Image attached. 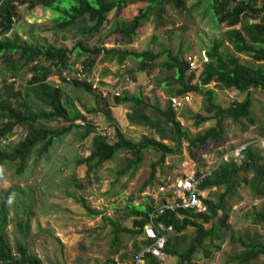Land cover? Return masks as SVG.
Instances as JSON below:
<instances>
[{
    "label": "trees",
    "instance_id": "obj_1",
    "mask_svg": "<svg viewBox=\"0 0 264 264\" xmlns=\"http://www.w3.org/2000/svg\"><path fill=\"white\" fill-rule=\"evenodd\" d=\"M192 1L0 0V62L4 61L6 71L11 77H15L22 68H31L32 71L26 90L21 92L13 88L12 83H1L2 78H7L6 73L0 70V140L7 145L5 150L0 149V176L10 168L14 169L15 175H23L33 156L39 161L50 153L61 136L72 130H81V139L92 133L93 126L86 122V118L74 109L70 111L64 103L62 89L47 81L49 77L58 75L63 83L69 82L74 89L106 100L102 99L100 91L104 86L94 88L91 82L78 79L67 81L61 76L65 69L73 67L69 62L74 53L77 54L78 60L81 59L84 76L91 80L97 59L102 64L114 63L120 69L129 61L135 63V69L125 71L133 81H136L137 74L147 80L155 70H159L165 76L162 80H155L156 86L162 88L167 97L164 105L155 96L150 98L139 93L131 96L124 92L120 96L111 97L116 105H129V124L146 128L149 135L142 137L140 142L133 143L122 131L115 128L116 139L109 143L101 134H93L89 155L77 162L78 166L85 167L84 179H90L104 165L114 162L121 154L129 155L127 171L136 172L141 167L146 151L152 150L159 155V159L151 164V173L142 184L143 190L147 185H154L156 168L164 164L166 157H182L184 148L190 162L197 169L205 168L210 149H218L228 141V124L239 126V134L247 132L248 127L255 124L251 91L264 90V64H261L264 63V0ZM136 2H141L144 6L138 9L132 19L115 22L114 29L106 36V40L111 38V35L115 36L116 43L113 47H104L105 40L100 47L87 48L79 42L69 50L51 44H35L8 37L16 19H19L18 5L25 6L29 13L37 8L50 11L52 31L59 35L81 29L83 26V34L93 36L102 32L110 21V16H118ZM202 3H205L215 28L221 31L219 38H213L204 51L205 62L200 68L190 69L189 62L181 50L176 53L168 48L159 52H135L125 48L134 42L137 31L144 24L152 21L155 29L163 28L166 25L167 6L178 13H191L199 9ZM204 13L206 12H203V16L206 15ZM225 44L229 45L231 53L223 50ZM235 54L249 57L259 65L252 67L242 64ZM163 57L165 60L161 61ZM123 82L125 83L124 79ZM212 84L219 90L245 94V97L241 101L232 100L228 107H222L215 102V92L209 88ZM187 95H199L202 98V110L205 115L198 112L193 114L197 122L196 128L200 130L210 121H214V126L193 135L181 125L177 111L169 99ZM34 106L42 108L35 109ZM145 111H150L151 116H146ZM98 112L100 110L87 111L90 114ZM101 112L111 120L106 108ZM79 119L83 120L80 121L83 125L77 124ZM56 122L60 125L54 128ZM17 130L22 132L21 139L11 143ZM219 155L223 157L225 154L221 152ZM171 168L173 167L168 166L167 169ZM11 181L12 185L0 200V264H43L23 244L17 242L13 247L8 241L7 204L15 193L20 192L18 181ZM242 187L248 189L252 200L264 198V151L259 150L253 143L246 145L241 163L237 164L231 158L222 159L216 169L203 179L199 190L215 196V199L201 198L204 211L180 210L177 213L167 212L158 218L157 222L172 227V234L175 235L189 228L195 230L194 237L184 251L179 252L172 247L169 235L162 253L175 258L176 264H199L202 258H209L212 251L219 252L220 244L228 239L230 245L238 243L242 248L239 252L235 249L231 252L228 263L249 264L264 256V243L249 237H246V240H236L228 235L229 212L239 204L240 200H236V196ZM128 208L129 215L133 218L131 227L114 228L111 240L113 254L119 251L117 248L118 244H121V234L129 235L131 240L136 242V252H140V247L145 248L152 244L149 239L138 242L144 233L149 213L153 210L150 198L141 206ZM16 225L20 232L29 230L28 221H17ZM207 243L211 251L206 248ZM144 264L163 262L151 253H146Z\"/></svg>",
    "mask_w": 264,
    "mask_h": 264
},
{
    "label": "rangeland",
    "instance_id": "obj_2",
    "mask_svg": "<svg viewBox=\"0 0 264 264\" xmlns=\"http://www.w3.org/2000/svg\"><path fill=\"white\" fill-rule=\"evenodd\" d=\"M143 6V3L136 2L119 13L118 16H110V21L104 26L102 32L90 36L86 33L83 34L85 28L83 26L81 29L59 35L52 31L53 22L50 11L37 8L29 13L25 6L18 5L19 19H16L14 28L8 37L35 44H51L69 50L79 42H82V45L87 48L100 47L103 46L102 43L105 42L106 36L114 29L115 22L132 19L138 9ZM203 12H206L204 13L206 15L203 16ZM165 24L160 29H155L152 21L144 24L137 31L134 42L125 48L135 52L145 50L159 52L168 48L176 53L181 50L187 60L191 59L196 63L197 68H200L205 62L204 51L213 38H219L221 31L215 28L210 20L205 3H202L199 9L193 10L191 13H178L167 6ZM115 43L116 38L111 35V38H107L104 47H113ZM223 50L228 53L232 52L227 44ZM163 60L165 57L161 58V61ZM69 64L73 66L72 69L64 71H73L75 67L81 66V59H77L76 53L72 55ZM244 64L255 66V63L252 64L248 61ZM135 68L136 64L130 61L120 69L114 63L102 64L97 59L96 67L90 77L94 88L116 84L121 87L122 93L126 92L131 96L139 93L150 98L158 96V100L164 105L167 97L162 88L156 86L155 80H162L165 74L155 70L147 80L137 74L136 81L129 77L131 85H124L123 79L128 77L125 71ZM0 70L6 73L7 78V81L2 78L1 83H12L13 88L21 92L26 90L27 82L32 75L31 68H22L15 77H11L6 71L4 61H2ZM47 81L62 89L64 103L70 111L74 109L76 113L82 114L86 118V122L93 126V131L88 137L81 139V130H72L67 135L61 136L50 153L40 158L39 161H36L33 156L23 175H15L14 169L10 168L2 177L0 176V200L4 196V192L12 185L11 179L17 180L20 188V192L15 193L7 204L9 222L6 227V235L8 241L13 247L17 242L23 244L43 264H134L138 252L134 250L136 242H133L129 235L121 234V244H118L117 248L119 249L118 253H111L114 250L111 247L114 228L131 227L133 218L129 215L128 206H141L147 202V198L153 194L156 184L163 176L177 168L185 171L192 165L195 168L196 166L190 162L188 156H168L165 158L164 164L156 168L154 185H147L142 190V184L151 173V164L159 159L156 152L147 150L141 167L136 172L134 170L127 171L129 155L121 154L114 162L104 165L90 179H84L85 167L78 166L77 162L89 155L93 134L103 136L107 134L109 137L107 142L113 143L116 139L115 128H118L127 139L138 143L142 137L149 135V132L146 128L129 124L127 119V114L131 112L129 105L124 103L116 105L111 97L101 100L100 97L74 89L69 82L63 83L58 75L49 77ZM210 86L215 92V102L222 107H228L232 100L241 101L243 98L240 93L223 92L213 84ZM187 96V107L205 115L202 110L201 96ZM251 98L256 127L252 128L245 136H238L239 126L228 124V141L218 149H210L206 165L218 163L221 157L219 153L228 151L230 153L236 147L247 144L253 143L259 150L264 151L261 146L264 143V132L259 131L260 123L264 124V91L258 89L251 91ZM34 108L42 107L34 106ZM105 108L109 111L111 120H108L101 112ZM44 109L46 108L44 107ZM91 109L100 110V112L97 114L87 113ZM145 113L146 116H151L150 111H145ZM78 121L83 120L79 119ZM58 125L60 123L56 122L54 128ZM213 125L214 121H210L204 124L200 130L192 125L191 134L195 135ZM21 133L19 130L15 131L11 143L18 142L21 139ZM6 146L0 140V149L5 150ZM185 158L187 159L184 160ZM168 166L173 168L168 170ZM244 190L246 188L242 187L238 191L236 200L245 203L247 211H250L252 207L258 208V202L252 200L250 194H246ZM202 197L215 199V196L209 192H202ZM236 209L241 211V205L236 206L234 210ZM245 210L241 212L246 213ZM97 213L99 214L97 215ZM17 221H28L29 230L27 232L18 231ZM194 235L193 228L177 235L171 232V245L182 252L187 248ZM141 240H145L143 236L139 238L138 242ZM226 242L225 240L220 244L219 252L212 251L211 256L202 258L199 264H224V253H229L231 250L229 243ZM206 246L211 251L208 243ZM143 249L140 247V251ZM162 262L163 264H176V259L165 256Z\"/></svg>",
    "mask_w": 264,
    "mask_h": 264
},
{
    "label": "built area",
    "instance_id": "obj_3",
    "mask_svg": "<svg viewBox=\"0 0 264 264\" xmlns=\"http://www.w3.org/2000/svg\"><path fill=\"white\" fill-rule=\"evenodd\" d=\"M190 69H197L196 63L188 60ZM83 66H77L73 71H64L62 77L67 80H85L87 82L93 81L86 78L83 74ZM124 85H131L130 78H124ZM122 84V83H121ZM120 86L111 84L109 87L101 88L102 99L108 97L120 96L122 91ZM172 106L179 110L188 101V96L181 98L169 99ZM83 125L82 122H80ZM105 140L109 139L107 134L103 136ZM264 144V143H263ZM246 145L236 147L230 153L221 157L218 161L220 163L222 159L231 158L235 163H241L243 159V152ZM218 163L206 165L205 168L197 169L193 165L185 171H181L178 168L171 171L170 174L163 176L160 182L155 186L153 194L150 197V204L153 210L149 213L148 222L144 226V239H149L152 244L141 250L134 259V264H144V256L146 253H151L161 261L165 258L162 253V249L165 247L168 237L172 232V227L165 226L161 222H157L158 218L169 212L177 213L180 210H196L202 212L205 207L202 203V192L199 190V186L203 179L210 175L217 167ZM187 165V164H186ZM183 168H186L182 166Z\"/></svg>",
    "mask_w": 264,
    "mask_h": 264
},
{
    "label": "crops",
    "instance_id": "obj_4",
    "mask_svg": "<svg viewBox=\"0 0 264 264\" xmlns=\"http://www.w3.org/2000/svg\"><path fill=\"white\" fill-rule=\"evenodd\" d=\"M235 56L240 59L242 64H244V62L248 61V62H251L252 64L255 63V66L259 65V63L252 61L249 57H246L244 55L235 54ZM261 64H264V63H261ZM210 88H211V86H210ZM254 90H257V89H253L252 91H254ZM258 90H260V89H258ZM261 91H264V90H261ZM223 92H228V91H223ZM242 95H243V98H244L245 94H242ZM157 98H158V96H157ZM243 98H242V100H243ZM252 104H253V100H252ZM176 111H177L178 120L180 121V123H181V125L183 127L187 128L190 132H191L190 128H191L192 125H193L194 128H196L197 122L194 120L193 114L195 112L197 113L198 112L197 110H195V109L192 110V109L188 108L187 104L185 103L182 108H180L179 110H176ZM198 113H201V112H198ZM256 125H257V123L255 121L254 125H251V126L248 127L249 129H248L247 132H245L243 134H239L238 133V136H241V135L245 136V134H248V132L252 128H255ZM260 125L261 126H260V130L259 131L264 132L263 131L264 130V124L260 123ZM261 146H262V148H264V144H262ZM228 153H229V151L225 152L224 154L226 155ZM183 155L187 156V153L185 152L184 148H183ZM186 159L187 158H185L184 160H186ZM184 162H186V161H184ZM244 191L246 192V194H249L248 189L244 190ZM240 194H241V192H240ZM254 201L258 202V204H259L258 208L254 209L255 207H252V208H250V211L245 210V208H246L245 203H243L242 201L239 202L238 205H241V211L245 210V211H247L246 213L245 212H241V211H239L237 209L234 210V208L236 206L233 207L232 209H230L229 220L227 222V224L229 225L228 235L235 237L236 240H238L240 238H241V240H246V237H249V238H254L257 242L264 243V198L263 199H259V200H254ZM226 241H227L226 243H229V246L231 247V250H230L229 253H226V254L224 253V257H223V261L224 262L223 263L224 264H231V263H228V261H227L229 259V256H230L231 252H233L234 249L237 250V252H239V251L242 250V248L238 245V243H236V245H230V242L228 241V239H226ZM235 246L237 248H234ZM249 264H264V256L258 257L255 261H252Z\"/></svg>",
    "mask_w": 264,
    "mask_h": 264
},
{
    "label": "clouds",
    "instance_id": "obj_5",
    "mask_svg": "<svg viewBox=\"0 0 264 264\" xmlns=\"http://www.w3.org/2000/svg\"><path fill=\"white\" fill-rule=\"evenodd\" d=\"M9 34H10V33H9ZM9 34H8V35H9ZM71 69H72V68H71ZM63 72H64V71H63ZM63 72H62V73H63ZM62 73H61V76H62ZM65 79H66V78H65ZM66 80H67V79H66ZM67 81H70V80H67ZM71 81H72V80H71ZM82 123H83V122H82ZM77 124H80V121H77ZM80 125H81V124H80ZM102 136H103V135H102ZM106 141H107V140H106ZM4 144H5V142H4Z\"/></svg>",
    "mask_w": 264,
    "mask_h": 264
}]
</instances>
